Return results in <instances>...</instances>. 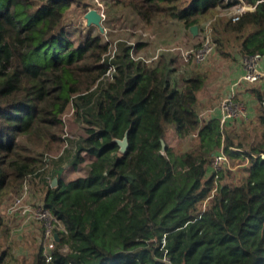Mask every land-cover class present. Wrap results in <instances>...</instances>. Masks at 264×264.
I'll use <instances>...</instances> for the list:
<instances>
[{
    "label": "trees",
    "instance_id": "1",
    "mask_svg": "<svg viewBox=\"0 0 264 264\" xmlns=\"http://www.w3.org/2000/svg\"><path fill=\"white\" fill-rule=\"evenodd\" d=\"M78 2L0 0V203L7 191L17 195L38 178L43 206L62 222L53 228L58 237L49 259L41 242L28 263L0 249V264H264V93L256 92L250 134L220 117L203 121L202 73L171 79V59L148 62L130 53L139 41L117 40L112 57L99 33L75 43L63 20ZM241 3L254 8L213 24L216 49L225 56L233 46L242 55H263L264 0H114L147 24L164 19L187 30L197 24L198 31L216 8ZM110 63L115 71L108 80L102 75ZM69 105L83 124L71 164L83 161L82 152L95 158L85 175L68 181L61 166L51 167L57 182L50 186L45 158L21 137L33 145L61 139L56 131ZM128 128L129 146L121 153L113 139ZM168 130L196 143L176 152ZM219 151L244 161L238 182L222 181L223 168L210 170ZM48 158L59 162L63 152Z\"/></svg>",
    "mask_w": 264,
    "mask_h": 264
},
{
    "label": "rangeland",
    "instance_id": "2",
    "mask_svg": "<svg viewBox=\"0 0 264 264\" xmlns=\"http://www.w3.org/2000/svg\"><path fill=\"white\" fill-rule=\"evenodd\" d=\"M96 7L102 10L103 20L102 24L104 30L98 31L97 26L87 25L83 17L84 12L90 8ZM231 7L226 9L216 8L213 13L207 16L202 24H207L210 34L213 37V24L217 20V17L227 18L228 11ZM170 20L157 19L151 24H147L145 21L134 13L129 7H119L114 5V0H80L78 3H73L70 9L67 11L64 20L63 28L67 36L75 43L83 40L90 34H100L101 42L109 43V50H113L114 43L117 40H125V42H136L141 39H146L148 50L146 52L138 49L136 54H140L144 58H153L154 56L166 55L171 58L170 63V78L179 81L183 75H189L187 72L188 67L190 70L194 67L200 66L201 63H194L193 61H184L181 56V49L193 48L199 45V40H202L203 30L199 31L197 38L192 36L180 22L173 21L174 30L177 37L172 42L167 43L165 40L166 35L162 34L167 32V24ZM182 26V27H180ZM180 27V28H179ZM165 36V37H164ZM161 40V41H160ZM201 42V41H200ZM214 42V49L216 43ZM117 48V47H116ZM160 48V49H159ZM164 48V49H162ZM108 52H106L108 54ZM136 55L135 53H133ZM171 56V57H170ZM152 60V59H151ZM149 60V61H151ZM156 60V58H155ZM154 60V61H155ZM148 61V62H149ZM152 62V61H151ZM199 72V71H197ZM201 73V72H200ZM63 121V128L60 131H56L59 135L57 140H48L44 138L43 141H36L35 145L27 141V138L21 137V142L25 144L29 150L40 158H45L43 170L48 174V180L51 185L52 177L49 175V171L53 166L62 167V179L68 181L78 176L86 174L88 163L95 158L94 155L82 152L84 159L76 167H73L71 161L75 152L74 141L79 137L82 132L83 124L81 121L72 117V107L69 105L65 112L61 115ZM247 126L234 127L237 130L244 131L250 134L254 124H246ZM168 144L176 152H181L190 149L193 144L196 143V139L192 136L185 138H178L173 131L168 130L167 134ZM119 151V150H118ZM63 152V158L59 162H54L48 157L56 156ZM213 161V160H212ZM211 162V169L214 166ZM224 171V177L222 181H226L230 184L236 183L245 174L244 161L236 157H227L226 161L222 163L220 168ZM209 173V171H208ZM207 173V174H208ZM35 182V183H34ZM31 187L27 186V193L22 199V206L15 210L13 214L8 213L7 209L13 198L16 196V192L9 190L3 195V199L0 203V214L3 217V223H0V249H9L12 254V259L18 263H28L31 261L36 246L39 243H44V225L42 222L32 217V211L42 204L43 187L36 183H40L38 178L35 179ZM34 188V189H33ZM207 199L202 202V206H206ZM26 210L24 211L23 209ZM52 217V216H51ZM52 220V229L54 227H62L61 221Z\"/></svg>",
    "mask_w": 264,
    "mask_h": 264
},
{
    "label": "crops",
    "instance_id": "3",
    "mask_svg": "<svg viewBox=\"0 0 264 264\" xmlns=\"http://www.w3.org/2000/svg\"><path fill=\"white\" fill-rule=\"evenodd\" d=\"M174 24L173 21H170L167 24V32L162 33L166 35L164 41L167 43L172 42L177 37ZM139 42L141 43L138 49L146 52L148 50L146 39H141ZM230 53V56H225L215 48L200 66L191 70L189 67L187 68L189 73L199 71L205 76L204 84L197 92L199 117L203 121L212 117L219 118L221 115L218 106L219 102L224 97L233 94L244 103L245 112L234 119H230L227 122V126L232 125L238 128L239 125L241 127L251 123L253 125L255 124L259 106L256 92L264 93V54L260 56L257 63V67L262 73L261 77L255 82L247 83L241 79L243 72L242 54L234 46L230 47ZM164 56L168 60L171 59L166 55Z\"/></svg>",
    "mask_w": 264,
    "mask_h": 264
},
{
    "label": "built area",
    "instance_id": "4",
    "mask_svg": "<svg viewBox=\"0 0 264 264\" xmlns=\"http://www.w3.org/2000/svg\"><path fill=\"white\" fill-rule=\"evenodd\" d=\"M230 10L228 11V15L230 16L231 20H236L239 18V15L244 11V10H252L254 8L253 5L251 4H246V3H241V4H235L230 6ZM101 14L103 15L102 10L97 8ZM104 17V15H103ZM203 35H202V40L199 45L193 48H188V49H181V56L184 61H193L194 63H201L207 59L209 54L213 51L214 49V42L211 36V32L207 26V24H203ZM133 44V42H130ZM160 49V48H159ZM164 49V48H162ZM116 50V42L114 43L113 50L110 52V57L113 56L114 52ZM130 53L134 57H140L145 61H149L152 58H144L141 55H134L133 53V48L130 50ZM260 54L258 53H252V54H243L242 55V66H243V72L241 75V79L244 82L250 83V82H255L259 77H261L262 73L257 67L258 60L260 58ZM154 56L153 58H156ZM115 71V66L113 63H110L106 69V71L103 73L102 77L104 79H112L113 73ZM219 109H220V120L221 123H225L230 119H234L238 117L239 115H242L245 111V106L244 103L236 98L233 94H230L229 96L224 97L221 99V101L218 104ZM226 161V155L222 152L219 151L217 152L214 157H213V166L215 169L220 168L222 163ZM27 184H24L20 193L17 194L11 203L8 206L7 212L13 214L15 210L20 208L22 206V199L27 193ZM24 211L26 210L23 209ZM52 216V217H51ZM32 217L40 222L43 223L44 225V246H45V256L46 259L50 258L49 252L47 249H50L54 245V232L52 229V220H56L54 216L51 214L48 208L44 206H38L35 210L32 211ZM58 221V220H56Z\"/></svg>",
    "mask_w": 264,
    "mask_h": 264
},
{
    "label": "water",
    "instance_id": "5",
    "mask_svg": "<svg viewBox=\"0 0 264 264\" xmlns=\"http://www.w3.org/2000/svg\"><path fill=\"white\" fill-rule=\"evenodd\" d=\"M83 17H84L87 25L97 26V28L100 32H102L104 30V26L102 24L103 15L101 14V12L96 7L88 8L84 12ZM188 30H189L190 34L196 35V33L198 32V25L193 24L188 28ZM128 132H129V128L126 129L123 137L113 139L118 144V150L121 153H125L127 151L128 146H129ZM164 148H165V141L163 139H161V149L164 150ZM56 182H57V178L53 177L51 185L54 186L56 184ZM54 237L55 238L58 237L56 232H54Z\"/></svg>",
    "mask_w": 264,
    "mask_h": 264
}]
</instances>
